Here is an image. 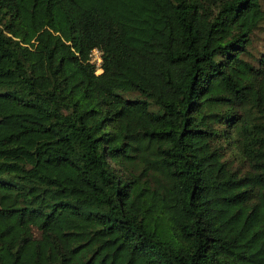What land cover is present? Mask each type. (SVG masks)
I'll return each mask as SVG.
<instances>
[{
	"label": "trees",
	"instance_id": "1",
	"mask_svg": "<svg viewBox=\"0 0 264 264\" xmlns=\"http://www.w3.org/2000/svg\"><path fill=\"white\" fill-rule=\"evenodd\" d=\"M0 264H264V0H0Z\"/></svg>",
	"mask_w": 264,
	"mask_h": 264
},
{
	"label": "built area",
	"instance_id": "2",
	"mask_svg": "<svg viewBox=\"0 0 264 264\" xmlns=\"http://www.w3.org/2000/svg\"><path fill=\"white\" fill-rule=\"evenodd\" d=\"M91 63L94 64L97 69L98 73L101 72V65H102V56L99 50H94L91 54Z\"/></svg>",
	"mask_w": 264,
	"mask_h": 264
}]
</instances>
